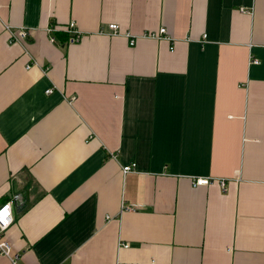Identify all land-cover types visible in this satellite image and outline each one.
<instances>
[{"label":"crops","instance_id":"1","mask_svg":"<svg viewBox=\"0 0 264 264\" xmlns=\"http://www.w3.org/2000/svg\"><path fill=\"white\" fill-rule=\"evenodd\" d=\"M12 198L18 264H264V0H0Z\"/></svg>","mask_w":264,"mask_h":264},{"label":"built area","instance_id":"2","mask_svg":"<svg viewBox=\"0 0 264 264\" xmlns=\"http://www.w3.org/2000/svg\"><path fill=\"white\" fill-rule=\"evenodd\" d=\"M240 11L243 13H249V10L245 8H241ZM3 26H4V30L8 34L9 44H24L30 35V30L28 28L16 27V26H12L6 23H4ZM65 29L68 35L67 37L68 43H76L81 40L82 34L77 29L74 21L69 22V24L66 26ZM48 30L50 32L54 31V26H50ZM101 33L105 35H116L119 33L118 26L116 24H109L108 30H101ZM126 36L129 37V35H126ZM139 38H150V39L158 40V39H163V38L170 39V36L168 35L166 28L160 27L157 31H147V32L142 33L140 36H130L129 44L133 46ZM203 38H205V35L203 36ZM50 40L54 42L55 37L52 36ZM258 62L259 61L257 59H253V63H258ZM30 66L31 64H27L26 68L28 69L30 68ZM45 92L47 94L52 93L53 89L49 88ZM134 170H135L134 163L122 167L123 173L132 172ZM213 181H218V183L220 184V187L223 190H225L226 181L224 178L214 179L208 176H201V177L196 176L192 178L191 185L192 187L197 188L199 186L211 184ZM15 199L16 198L9 199L6 202L0 204V211H2L4 208H7L9 212L8 217H5L4 219H0V255L7 258L9 264H18L17 260L19 257L18 254L13 252L12 245L4 236L5 230L9 227L12 221V204L15 201Z\"/></svg>","mask_w":264,"mask_h":264},{"label":"snow or ice","instance_id":"3","mask_svg":"<svg viewBox=\"0 0 264 264\" xmlns=\"http://www.w3.org/2000/svg\"><path fill=\"white\" fill-rule=\"evenodd\" d=\"M9 216V212L7 208H4L2 211H0V219H4L5 217Z\"/></svg>","mask_w":264,"mask_h":264}]
</instances>
